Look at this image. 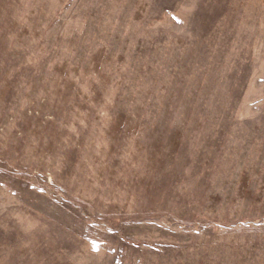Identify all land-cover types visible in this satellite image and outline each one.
<instances>
[{
    "label": "rangeland",
    "instance_id": "1",
    "mask_svg": "<svg viewBox=\"0 0 264 264\" xmlns=\"http://www.w3.org/2000/svg\"><path fill=\"white\" fill-rule=\"evenodd\" d=\"M0 264H264V0H0Z\"/></svg>",
    "mask_w": 264,
    "mask_h": 264
}]
</instances>
